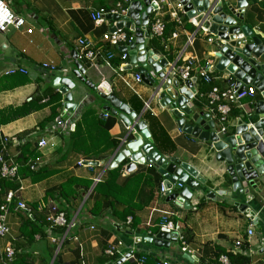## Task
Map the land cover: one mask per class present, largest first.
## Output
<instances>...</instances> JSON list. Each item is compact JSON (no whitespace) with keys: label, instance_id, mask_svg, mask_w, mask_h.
I'll return each instance as SVG.
<instances>
[{"label":"crops","instance_id":"1","mask_svg":"<svg viewBox=\"0 0 264 264\" xmlns=\"http://www.w3.org/2000/svg\"><path fill=\"white\" fill-rule=\"evenodd\" d=\"M8 2L10 8L27 21V27H34L33 33L28 34L25 30H11L7 34L0 33V80L4 72L11 66H21L29 70L28 77L31 84L10 91L0 92V111L9 107H20L32 96H38L42 91L52 87L54 78L65 77L61 72L51 73L42 70L44 63H57L60 69L67 70L68 73L75 68V62H79L73 57L76 52L79 39H86L96 47H104L106 50L117 54L121 50L111 48L103 41V36L111 32L115 21L105 17L100 24L94 23L91 12L101 8L113 9L115 0H4ZM174 1V0H173ZM176 1V0H175ZM233 6L238 5L239 0H230ZM175 3H178L177 1ZM245 10L244 19L238 21L242 27H248L253 33V37L262 41L264 46V0H244ZM146 9L143 10V12ZM154 14L149 16L148 21H152ZM187 22L178 27L177 38L169 42V57L160 51L157 55L167 58L169 64L185 65L188 59L196 58L201 63L206 61L215 62L214 53L216 49L213 45L206 42L204 34H199L193 46L186 47V34L195 29L192 24ZM127 30V29H126ZM128 31V30H127ZM126 32V31H125ZM151 34H149L150 36ZM147 50H154L151 39H145ZM209 45V47H207ZM84 67L88 66L83 63ZM149 70L150 67H149ZM86 73L97 77L101 72V78H96V85L110 84L113 92L130 109L136 117L141 116V121L146 124L153 141L154 150L160 155L161 159H175L177 163L188 164L198 171L202 177L220 185L227 181L225 175V165L216 161V154L212 151L209 143L201 141L193 134L185 132L177 124V119L168 109H163L158 101H150L148 87L142 82L135 87L139 94L126 87L117 74H123L119 70L114 72L109 68L94 67ZM139 71H131L124 75H135ZM214 74L226 81L229 77L227 71L216 70ZM130 77V76H129ZM93 81H95L93 79ZM76 82V81H75ZM72 91L74 101L82 103L90 96L88 88L83 84ZM225 84V83H224ZM1 86V84H0ZM129 91L132 96L123 95L122 89ZM202 83L195 84L199 95ZM58 92V91H57ZM65 98L63 96V102ZM195 104L198 110L211 116L204 101L195 97ZM150 102V108L145 109V103ZM105 103L103 106H106ZM99 110V118L107 120L115 118L114 124L108 129L110 136L120 143L128 137L130 129L118 117L109 113L104 115L101 106H96ZM149 112L151 119L146 118ZM50 114V108H45L33 113L25 118H21L7 125L0 126L1 136H17L27 131L36 129L34 133L26 136V141L36 143L45 134V129L51 127L48 124L43 130H38V125ZM230 126L234 122V116L229 118ZM133 121V118H132ZM190 120L186 124L191 125ZM212 132V131H211ZM70 137V136H69ZM65 135L46 136L49 146L40 151L43 164L38 168L42 171L41 176L46 177L38 182H33L30 176L22 178L19 190L16 191L17 197L30 206L36 208L39 225H47V214L49 206L57 205L66 212L68 221L72 227L54 228L56 242H52L48 233L42 237L35 235L34 238L22 237L20 234L23 221L26 215L22 211H17L15 205L11 207L7 215V224L10 232L4 238H0V253L11 245L16 250V264H116L107 255L109 249L115 248L120 255L131 253L136 261H124L121 259L117 264H138V260L145 257V264H154L163 258L168 264H223L222 256L227 253L241 254L250 259L251 264H264V223L255 226L253 220L246 214L240 212L233 204L219 203L214 200H207L199 204L197 199L210 193L209 189L199 192L196 201L192 203L191 209H183L175 202H167V198L159 195L160 187L165 178L158 172L161 182H158L155 189L154 201L149 207L135 213L137 218L136 228L132 224L122 221L119 217L111 214L105 201L95 192L96 185L91 184L88 188L84 185H73L72 191L77 193L75 198L67 202L60 198L58 192L60 187L72 177L84 182L93 181L97 175L107 178L109 171L119 168L118 156L121 150H109L101 152L98 159L91 160L85 156L74 152L70 146V139ZM24 139V138H23ZM133 139V137H131ZM148 140L145 141V144ZM122 144V143H121ZM125 145V144H124ZM1 146V140H0ZM123 150V149H122ZM86 161V165L79 166V161ZM122 166L121 179L140 173L147 175L151 169L148 164L136 163V168L127 172L126 168L131 160ZM125 161V162H126ZM118 162V163H117ZM89 163V164H88ZM119 164V165H118ZM90 166V167H87ZM36 177V175H35ZM216 180V181H215ZM224 186H222L223 188ZM229 187V185H228ZM182 190V189H180ZM7 193V190L0 192V203ZM96 201L100 205L98 215L92 214ZM120 211L124 207H119ZM161 212L174 213L176 222H179L185 242L192 252L190 258L182 252V246L178 243H171L170 247L158 248L155 245H148L144 235L152 232L157 234L162 223ZM132 217V216H129ZM133 218V217H132ZM133 223V222H132ZM50 225H48L49 228ZM262 226V227H261ZM254 229V235L248 236V231ZM153 230V231H152ZM157 230V231H155ZM141 241L138 242V238ZM242 241L243 245L237 247L236 243ZM120 258V257H118ZM0 264H7L0 256Z\"/></svg>","mask_w":264,"mask_h":264},{"label":"water","instance_id":"2","mask_svg":"<svg viewBox=\"0 0 264 264\" xmlns=\"http://www.w3.org/2000/svg\"><path fill=\"white\" fill-rule=\"evenodd\" d=\"M180 2L185 7L188 17L194 20V26L208 30L213 36L216 69L227 71L236 80L237 87L254 85L258 89L256 102L250 106V117L240 120L230 133L218 136L216 132H211L216 129L215 123L206 114L194 109L191 104L196 89L191 83L174 78L171 74L173 68L169 67L166 59L158 58L153 51L146 50L142 32L146 29L154 8L151 0H131L126 16L108 15L109 19L116 21L111 32L127 29L136 34L135 42L125 49L129 53L130 62L123 66L122 70L139 71L149 89L151 100L158 101L161 107H171L181 129L209 143L216 154V161L225 165L224 174L228 176L227 181L223 178V182L216 185L202 177L188 164L177 163L175 159L170 161L161 159L151 146L153 141L145 123L140 121L141 117L136 121V115L132 114L114 93L105 89H103L105 92L100 93L101 89L96 87L93 77L85 73L86 68L88 72L92 70L91 65L84 67L75 62V68L65 77L54 78L52 87L60 89L65 95L64 108L70 112L77 106L73 103L71 94L77 87L75 79L106 100L107 105L103 107V111L118 115L131 132L136 131L133 134L135 140L126 145V149L118 156V162L121 157L132 159L133 163L127 166V172L134 170L136 163L153 165L165 178L166 189L170 190L167 202H175L183 209H191L199 192L209 189V194L197 199L199 204L207 200L229 202L240 214H246L251 218L255 226L261 225L264 223V46L261 40L253 37L254 32L251 29L242 27L238 22L244 19L242 11L246 8L244 0H239L237 6H233L230 0H180ZM144 9L146 11L143 12ZM146 38H149L148 34ZM73 55L76 57L75 51ZM187 120H190L191 125L186 124ZM250 124L254 126L251 127ZM175 183L182 184L184 189L172 193L171 188ZM170 236L173 237L165 231H160L153 237L144 238L148 239L146 241L148 245L166 248L168 246L164 241L169 239L176 242V239H170ZM138 239V242L141 241V237Z\"/></svg>","mask_w":264,"mask_h":264},{"label":"built area","instance_id":"3","mask_svg":"<svg viewBox=\"0 0 264 264\" xmlns=\"http://www.w3.org/2000/svg\"><path fill=\"white\" fill-rule=\"evenodd\" d=\"M115 1L116 2L114 4L113 9L101 8L99 10H95L91 12V17L94 23L96 24L102 23L103 19L108 15L109 16L127 15V13L129 12V7L131 5V0H115ZM176 1L178 3H175ZM176 1L151 0L154 6L151 14H154V16L151 22L148 21V25L145 27L146 29H144L142 32L144 38L145 39L151 38L156 40L163 47L164 53H168L170 51L169 42L171 41L172 37L173 38L178 37V33H173L170 38L166 36V27L168 21L175 22L178 24V27H182L187 22L186 18H188L189 23L193 25L195 30L190 34L189 33L186 34V47L187 48L192 47L196 37L200 33L205 35L206 38L205 40L207 43L213 45L214 38L212 35L208 33V30L200 29L198 28L197 25L195 27L193 24L194 20L188 17L187 11L185 10V7L181 4L180 0H176ZM115 25H116V21H115ZM33 29L34 27L32 25L31 27H27L26 19H24L21 15L16 14L10 8L8 2L4 0H0V33L1 34H7L11 30L14 31L25 30L26 33L32 34ZM128 33L130 35H128ZM146 34H151V35L149 38H146ZM135 40H136V34L130 30L127 31L126 29H122V30L118 29L115 32L106 33L103 36V41L111 48L121 50V53L116 55L115 52L106 50L104 47L97 48L96 45H94L92 42H89L86 39H79L78 47L76 49V59H78L80 64L83 65L84 63L85 65H91L92 68L93 66L100 68L106 67L113 70L114 72H117V70H119L123 74H117V75L121 78L124 85L137 94L135 86L143 82L142 74L138 72L135 75H129L130 76L129 77L124 74L131 71L122 70V67L128 65L130 62L129 53L125 51V49L128 48L131 44H133ZM53 64L54 63L51 64L44 63L42 64L41 69L45 70V72L49 71L53 74L59 72L63 74L68 73L67 70L62 71L60 67ZM169 67L173 68L171 74L174 76V78H178L182 82H189L194 88H195V84L199 81H203L205 83H216V82L218 83L213 87V89L209 93H202L200 91L198 95L196 90V93L193 94V99L191 101V104L194 106V109L196 110H198V108L197 105L195 104V100H194L195 97H197L199 100L204 101V103L207 105L208 109L211 112V116L209 114L204 113L203 111L200 110L198 111L206 114L208 117H210V120L215 123L216 129L211 131L216 132L218 136H222L227 133H230L232 129L236 127L237 123L240 120L250 117L251 115L250 106L254 102H256L258 96V89L256 86L245 85V86L237 87V82L232 76H229L226 79V81L220 77H217V75H214V72L217 70L216 65L215 62L212 61H206L201 63L198 59L192 58L185 61V65L183 66L182 65L179 66L178 63V65L169 64ZM99 73L101 74V72ZM29 74H30L29 70L21 66H11L8 70L4 72V76H14V75L28 76ZM105 83L104 85L103 84L96 85L95 83L96 87H98L99 90L101 89L100 93L105 92L103 89L109 91L110 93H114L111 88L112 86L110 84L106 85L107 83L106 84ZM224 83L225 85H223ZM57 91L60 94H62L65 98V95L62 93L60 89L59 90L57 89ZM88 98L89 96L85 99L83 104L86 103V100ZM72 100L73 103H76L77 105L75 110L73 112L65 110L64 102H63V111L61 118L58 119L57 122L53 124L51 127H47L45 129L46 135H44L40 140L37 141V148L39 151H42L43 149L49 146V142L47 141L46 136L55 135V134L68 136L75 129V124L73 121V118L75 116L74 112L80 109L79 107L83 104L75 102L73 98V94H72ZM233 106H235V108H237L240 111L238 115L232 112ZM213 107H215L216 109H214ZM149 108H150V102H146L145 109L147 110ZM162 108L168 109L173 113V109L171 107L169 108L162 107ZM104 113L106 117L110 115L109 114L110 112H104ZM231 115L234 116V122L230 126L229 118ZM136 121H137V117H136ZM207 124L208 123H206V125ZM249 126L253 127L254 124H250ZM134 133H136V131L133 132L130 131L128 137H126L121 141L122 144L120 143L118 151L120 150L121 152L124 151L126 149V145H128V143L135 140L133 136ZM131 137H133V139H131ZM0 140H1V149H2L0 153V165H1L0 177L3 179H10V180L18 179L19 181H21L18 175L19 172L18 164L14 163L12 159H9L8 161L5 160V156H9L10 150H15L21 144L25 143V140L20 139L17 136H12V137L1 136ZM129 159L131 160L130 163H133L130 157L129 158L124 157L123 159L121 157L119 164ZM164 160L170 161L171 159L170 160L164 159ZM42 164H43V159L38 157L35 160L29 162V167L32 171H36ZM86 164H87L86 161L83 160L79 161L78 163L79 166ZM148 165L149 167H153V165L150 164ZM103 179H104L103 175H97L93 179L94 185L103 182ZM183 188L184 187L182 184L175 183L171 188V192L173 193L176 189H183ZM169 192L170 190L166 189L163 182V185L160 187L159 195L162 197H167ZM13 204L15 205V209L17 211H22L24 214L28 216L33 215L34 210L30 206H28L25 203V201L17 197L16 191L9 190L6 193L3 202L0 204V238H4L10 232L6 218ZM160 213L162 215L161 216L162 223L159 226L160 228L159 232L165 231L166 233L173 235V237L170 236V239L175 238L176 239L175 243L179 242L181 244L182 246L181 250L183 254H186L185 257L190 258V254L192 252L189 250L185 242L184 236L181 233L182 227L180 223L174 220L175 218L174 213L161 212V211ZM46 221L47 224L50 225L49 228H46V232L50 236L52 242H56V237L54 236V231H55L54 228H67V227L69 228L73 226L70 225V222L68 221L64 210L59 208L57 205L49 206ZM132 222H133V218L128 217L127 224L131 225ZM155 235L156 234L149 232L146 233L144 236L145 238H148V237H153ZM253 235H254V229L252 228L248 231V236L252 237ZM172 242H173L172 240L169 241L168 239L164 241V244L169 248ZM236 245L237 247H241L243 245V242L239 241L236 243ZM107 255L110 256L111 258H116L117 261V262L115 261L116 264L121 259H123L124 261H130V260L136 261L133 254L128 253L127 255H121V254L119 255L117 249L115 248L109 249L107 251ZM0 256H3L1 258L4 260V262H6L7 264H12L15 260L16 251L13 246L9 245L4 249L2 253H0ZM220 260L223 264H230L228 257L225 255L222 256ZM145 263H146L145 257L138 260V264H145ZM154 264H168V263L166 262L165 259L161 258L157 260Z\"/></svg>","mask_w":264,"mask_h":264},{"label":"trees","instance_id":"4","mask_svg":"<svg viewBox=\"0 0 264 264\" xmlns=\"http://www.w3.org/2000/svg\"><path fill=\"white\" fill-rule=\"evenodd\" d=\"M177 28V23L168 21L166 35L171 36L172 33L177 31ZM128 35L130 34L128 33ZM151 44L153 48L163 51L159 43L152 41ZM200 82L202 83V87L200 89L202 93H209L213 87L217 85V83L213 84L205 83L203 81ZM0 84V92H3L29 85L31 84V80L28 76L24 75L6 76L0 80ZM88 91L90 96L86 100V103L81 105L79 107L80 109L74 112L75 116L73 121L75 129L70 133V135H68V137L70 136V146L74 152L85 156L88 160H96L98 159L97 156H99L101 152L103 153L109 150H116L119 143L117 140L113 139L108 132V129L114 124L115 118H108L107 120L99 118V109L96 108V106H101L103 111V105L106 103V100L102 99L96 91L90 89L89 87ZM45 108H50V114L38 125V130L45 129L48 124H55L57 120L61 118L63 111V95L49 88L48 90L42 91V93L38 96H32L31 100L27 101L20 107H9L8 109L1 110L0 126L10 124ZM213 108L216 109L215 107ZM232 112L238 115L240 111L233 106ZM145 116L148 119L152 118L149 112H147ZM35 131L37 130L33 129L31 131H27L20 135L19 138H24L23 140H25L26 136L34 133ZM1 151L2 149L0 146V153ZM38 157L42 158L40 156V151L37 148V142L31 143L30 141L25 140V143L21 144L15 150H10L9 156H5V160L8 161L9 159H12L14 163L18 164V175L20 180L30 176L33 182H38L44 179L46 175L41 176L42 173L40 172L42 171H39V169L32 171L29 167V162ZM127 163L128 161H124L119 165V168L109 171L107 178L103 182L96 185L95 192L103 201H105L106 206L112 215L119 217L124 222H127L129 216H132L133 223L131 226L135 229L137 226L135 213L149 207L154 201V189L157 183L161 182V179L157 170L153 167H150L151 169L146 176L136 173L121 179L123 172L122 166ZM20 183L21 181L18 179L10 180L0 177V192L1 190H7V192L9 190H19ZM91 184H93V181L84 182L80 179L72 177L60 187L61 190L58 192L57 196L69 202L70 199L77 196V193L72 191L73 185L78 187L84 185L89 188ZM98 202L99 201H96V204L91 211L93 215H98V209L100 207ZM120 206L124 207L123 211L119 210ZM32 209L36 212V208ZM39 221L40 219H38L36 213L31 216L26 215V219L23 221L21 226L20 235L26 238H34L35 235L44 237L47 234L46 227L48 224L43 227L41 224L39 225L37 223ZM226 255L230 264H251L250 259L241 254L227 253ZM114 259L116 258H113V260ZM12 264L16 263L13 262Z\"/></svg>","mask_w":264,"mask_h":264},{"label":"clouds","instance_id":"5","mask_svg":"<svg viewBox=\"0 0 264 264\" xmlns=\"http://www.w3.org/2000/svg\"><path fill=\"white\" fill-rule=\"evenodd\" d=\"M178 29V28H177ZM174 33H176V31L174 32ZM173 34V33H172ZM167 36V35H166ZM172 36V35H171ZM171 36H168L169 38L171 37ZM150 37V36H149ZM145 39V38H144ZM151 39V38H150ZM152 41H154V42H157L156 40H154V39H151V42ZM157 43H159V42H157ZM157 45V44H156ZM159 45L161 46V44L159 43ZM145 47H146V50H147V46H146V43H145ZM162 47V46H161ZM162 49H163V47H162ZM147 51H153L154 52V54H155V56L156 57H158V58H161V59H166L167 60V58H162L161 56H159V55H157L156 53V51H159L158 49H155L154 48V50H147ZM160 52H162L164 55H166V56H168L169 57V53H164V51H160ZM170 58V57H169ZM168 61V60H167ZM168 63H169V61H168ZM214 75H216V74H214ZM229 76H231V75H229ZM217 83V82H216ZM213 84H215V83H213ZM218 84V83H217ZM146 85V84H145ZM223 85H225V84H223ZM147 86V85H146ZM114 94H115V92H114ZM116 95V94H115ZM117 96V95H116ZM118 97V96H117ZM140 121H141V119H140ZM143 122V121H142ZM184 189V188H183ZM182 189V190H183ZM182 190H180V189H176L173 193H176V192H179V191H182ZM168 197V196H167ZM167 197H163V198H167ZM115 261H116V259H114Z\"/></svg>","mask_w":264,"mask_h":264},{"label":"rangeland","instance_id":"6","mask_svg":"<svg viewBox=\"0 0 264 264\" xmlns=\"http://www.w3.org/2000/svg\"><path fill=\"white\" fill-rule=\"evenodd\" d=\"M207 47H209V45H207ZM49 64H51V62H49ZM53 65H57L59 67V65L56 62ZM92 77L95 80L94 82L96 83V78H97V80H98V78H101V74L99 73L97 75V77H95V76H92ZM75 81L77 82L76 79H75ZM78 83H79V85H83V83H81L80 81ZM121 89H122V87H121ZM122 91H123V95H125V96L128 95V97L132 96V94L129 91L125 90L124 88L122 89ZM137 94H139V93L137 92ZM227 179H228V177H227Z\"/></svg>","mask_w":264,"mask_h":264},{"label":"bare ground","instance_id":"7","mask_svg":"<svg viewBox=\"0 0 264 264\" xmlns=\"http://www.w3.org/2000/svg\"><path fill=\"white\" fill-rule=\"evenodd\" d=\"M149 35V34H148ZM144 36V35H143Z\"/></svg>","mask_w":264,"mask_h":264}]
</instances>
